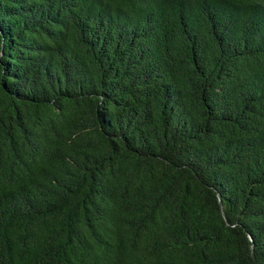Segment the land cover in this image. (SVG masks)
Listing matches in <instances>:
<instances>
[{"label": "trees", "instance_id": "16d2710c", "mask_svg": "<svg viewBox=\"0 0 264 264\" xmlns=\"http://www.w3.org/2000/svg\"><path fill=\"white\" fill-rule=\"evenodd\" d=\"M0 264H264V0H0Z\"/></svg>", "mask_w": 264, "mask_h": 264}]
</instances>
